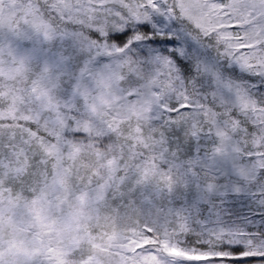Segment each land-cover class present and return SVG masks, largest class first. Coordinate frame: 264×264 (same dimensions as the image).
<instances>
[{
	"label": "snow or ice",
	"instance_id": "snow-or-ice-1",
	"mask_svg": "<svg viewBox=\"0 0 264 264\" xmlns=\"http://www.w3.org/2000/svg\"><path fill=\"white\" fill-rule=\"evenodd\" d=\"M0 264H264V0H0Z\"/></svg>",
	"mask_w": 264,
	"mask_h": 264
}]
</instances>
